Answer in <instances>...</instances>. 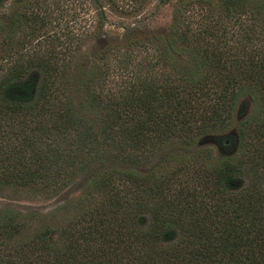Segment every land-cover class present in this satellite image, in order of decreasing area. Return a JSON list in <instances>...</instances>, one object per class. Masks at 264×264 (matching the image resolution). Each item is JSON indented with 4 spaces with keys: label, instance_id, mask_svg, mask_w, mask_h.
Here are the masks:
<instances>
[{
    "label": "trees",
    "instance_id": "16d2710c",
    "mask_svg": "<svg viewBox=\"0 0 264 264\" xmlns=\"http://www.w3.org/2000/svg\"><path fill=\"white\" fill-rule=\"evenodd\" d=\"M23 1L32 5H9L0 20V187L56 194L107 164L46 215L1 210L0 264H87L66 256L70 241H50L71 210L72 221L114 224L89 227L88 239L122 246L91 251L90 264H264V0H189L200 9L173 10L165 35L133 36L78 67L40 48L56 36V1ZM243 95L251 108L235 149L213 161L195 142L224 127ZM165 145L174 149L142 170Z\"/></svg>",
    "mask_w": 264,
    "mask_h": 264
},
{
    "label": "rangeland",
    "instance_id": "374dc122",
    "mask_svg": "<svg viewBox=\"0 0 264 264\" xmlns=\"http://www.w3.org/2000/svg\"><path fill=\"white\" fill-rule=\"evenodd\" d=\"M53 0H48L52 2ZM56 4H51L53 15L56 19L54 24V40L42 42L40 48L46 50H54L65 52L71 55V65L78 67L83 61L98 60V57L109 51L113 47L119 49L125 47L126 41L133 36L144 40L151 34L165 35L170 21V14L173 10L182 9L185 3L189 2L187 8L193 10L200 9L199 3L189 0H55ZM30 2V1H29ZM23 0L17 3L6 0L0 5V20H7L10 16L8 6L16 7L14 10L22 9L23 5H32V3ZM260 0H251L250 7L256 6ZM29 3V4H27ZM17 4L22 6L18 7ZM249 22L252 23V20ZM248 23V21H247ZM254 28L257 29L258 26ZM133 28L134 33L132 30ZM132 34V35H131ZM263 42H254L252 49H257ZM50 45L51 47H47ZM149 49V48H148ZM149 51H152L149 49ZM83 58V59H82ZM85 64V63H84ZM86 66V64H85ZM73 69V67H71ZM156 67H153V69ZM251 108L249 98L245 95L241 96L235 108L233 109L228 122L224 127L211 130L202 134L198 139L197 147H206L210 150V158L214 161L220 156L231 154L235 149V136L237 134L238 123L242 114H248ZM174 149V145H165L149 156V159L143 163L142 170L156 164L168 152ZM194 149L198 148H193ZM106 162V161H105ZM103 161H95L90 164L87 171L76 176L71 183L63 188L60 192L54 193H32L25 189L12 187H0V211L3 209H11L20 217L34 213L38 215H46L55 207L63 202L75 197L84 182V179L90 173L89 171L98 167L99 164H107ZM73 211L62 214L57 224L53 225V229H49L50 241L56 242V246H63L66 242H71V247L66 252V256L74 259V263L89 258H93V262L97 256H90L91 251L95 250L100 256L113 254V252H121L122 246L116 247L111 237L107 239H88L84 236L89 227L104 228L109 230L114 228V224L108 221L103 223H95L93 221H72ZM151 220V214L143 211L139 216V223L142 229H146ZM30 230L41 225L39 219H36ZM72 233L69 239L65 234ZM174 233V232H173ZM164 235L163 239L157 242L158 246L165 247L174 243L179 239L177 232L176 237L172 239V234ZM91 260V259H90ZM92 262V264H93Z\"/></svg>",
    "mask_w": 264,
    "mask_h": 264
}]
</instances>
